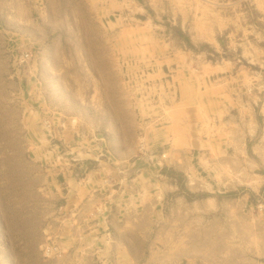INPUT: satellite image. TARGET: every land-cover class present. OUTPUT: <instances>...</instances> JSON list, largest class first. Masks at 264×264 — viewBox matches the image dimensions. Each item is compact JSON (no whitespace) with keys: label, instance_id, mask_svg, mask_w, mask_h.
<instances>
[{"label":"rangeland","instance_id":"1","mask_svg":"<svg viewBox=\"0 0 264 264\" xmlns=\"http://www.w3.org/2000/svg\"><path fill=\"white\" fill-rule=\"evenodd\" d=\"M19 1L0 264H264V0Z\"/></svg>","mask_w":264,"mask_h":264},{"label":"crops","instance_id":"2","mask_svg":"<svg viewBox=\"0 0 264 264\" xmlns=\"http://www.w3.org/2000/svg\"><path fill=\"white\" fill-rule=\"evenodd\" d=\"M49 4H59L57 1L51 0L48 2ZM7 5H2V7H6ZM14 8H16V11L14 12V15H16L17 20L13 19L12 22V28L14 30L18 29L19 32L24 35V37H33V32L30 31V28H25L27 27L28 23H34L36 20L33 17V9L35 11V6L33 5V0H20L18 4L12 5ZM52 6V5H51ZM67 6L69 7V2L67 0ZM53 14H57V11H55ZM18 27H15V26ZM33 34V35H32ZM24 40V38H22Z\"/></svg>","mask_w":264,"mask_h":264}]
</instances>
